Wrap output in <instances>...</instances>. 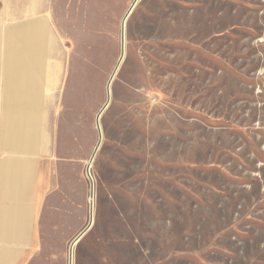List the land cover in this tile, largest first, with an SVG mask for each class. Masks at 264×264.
<instances>
[{"label": "rangeland", "instance_id": "374dc122", "mask_svg": "<svg viewBox=\"0 0 264 264\" xmlns=\"http://www.w3.org/2000/svg\"><path fill=\"white\" fill-rule=\"evenodd\" d=\"M134 1L55 0V46L86 73V160L56 191L45 260L264 264V0H138L86 173ZM47 2L23 0L22 35L51 16ZM71 154L58 151L55 175L69 176Z\"/></svg>", "mask_w": 264, "mask_h": 264}, {"label": "crops", "instance_id": "0c3cea01", "mask_svg": "<svg viewBox=\"0 0 264 264\" xmlns=\"http://www.w3.org/2000/svg\"><path fill=\"white\" fill-rule=\"evenodd\" d=\"M48 2L51 16L22 35L23 0H0V264H47V248L55 241L49 235L54 229L49 216L56 191L76 184L72 173L86 160L80 153L86 149L85 68L66 62L63 48L55 46L56 32L62 33L55 0ZM64 149L72 152L68 177L54 171L53 160ZM24 164L25 190L17 181Z\"/></svg>", "mask_w": 264, "mask_h": 264}, {"label": "water", "instance_id": "95a60500", "mask_svg": "<svg viewBox=\"0 0 264 264\" xmlns=\"http://www.w3.org/2000/svg\"><path fill=\"white\" fill-rule=\"evenodd\" d=\"M138 4V0H136V2H134L133 4V7H132V10L130 13H132V11L134 10L135 6ZM130 13L129 15L127 16V18L122 22V32H121V56H120V62L119 64L117 65L116 67V70L114 71V73L112 74L109 82H108V85H107V92H108V102L106 104L105 107H103L100 112L97 114V117H96V126H97V130H98V134H99V139H100V144L102 142V139H103V134H102V130H101V123H100V120H101V117H102V114L104 113V111L108 108L109 104H110V101H111V85H112V82L118 72V70L120 69V66L124 60V57H125V29H126V20L128 19V17L130 16ZM96 155V153H95ZM90 169H91V165L87 166V169H86V173L90 179V181L92 180L91 179V174H90ZM92 198H94V184L92 182ZM93 208V206H92ZM92 225V224H91ZM90 226H88L86 229H84L77 237H76V240L73 244V246L78 243L81 238L86 234V232L90 229ZM71 256H72V253H71ZM71 264H72V257H71Z\"/></svg>", "mask_w": 264, "mask_h": 264}, {"label": "bare ground", "instance_id": "6f19581e", "mask_svg": "<svg viewBox=\"0 0 264 264\" xmlns=\"http://www.w3.org/2000/svg\"><path fill=\"white\" fill-rule=\"evenodd\" d=\"M134 2H136V0L134 1ZM134 2H133V4H134ZM133 4L131 5V7L128 9V11H127V14H126V16H125V18H124V20L127 18V16L129 15V13L131 12V10H132V7H133ZM136 7V6H135ZM135 9V8H134ZM134 11V10H133ZM132 11V12H133ZM131 14L132 13H130V16H131ZM129 18V17H128ZM123 20V21H124ZM128 20V19H127ZM127 20H126V23H127ZM119 62H120V58H119ZM119 62H118V64H119ZM117 64V65H118ZM117 67V66H116ZM116 67H115V69H114V71L116 70ZM114 73V72H113ZM107 96H108V92H107ZM108 102V101H107ZM107 104V103H106ZM106 104L104 105V107L106 106ZM99 147H100V142H99V144H98V146H97V148L96 149H94L95 151H94V153L92 154V156H91V158L89 159V161H88V166L89 165H92V163H93V160H94V158H95V153L97 154V151H98V149H99ZM91 198H90V201H91V222L93 221V209H94V199L92 198V188H91V196H90ZM92 206H93V208H92ZM75 242V241H74ZM74 244V243H73ZM77 244V243H76ZM75 244V245H76ZM74 245V246H75ZM74 246H72V249H71V251L73 252V248H74ZM71 252V253H72Z\"/></svg>", "mask_w": 264, "mask_h": 264}]
</instances>
